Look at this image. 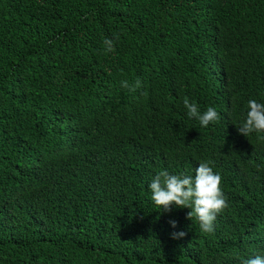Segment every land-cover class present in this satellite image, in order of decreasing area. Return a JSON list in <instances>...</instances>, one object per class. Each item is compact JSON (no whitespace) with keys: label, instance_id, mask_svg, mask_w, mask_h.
<instances>
[{"label":"trees","instance_id":"obj_1","mask_svg":"<svg viewBox=\"0 0 264 264\" xmlns=\"http://www.w3.org/2000/svg\"><path fill=\"white\" fill-rule=\"evenodd\" d=\"M185 97L219 120L202 127ZM250 99L264 0H0V264L264 257V133L238 132ZM201 162L227 199L210 234L148 188Z\"/></svg>","mask_w":264,"mask_h":264},{"label":"clouds","instance_id":"obj_2","mask_svg":"<svg viewBox=\"0 0 264 264\" xmlns=\"http://www.w3.org/2000/svg\"><path fill=\"white\" fill-rule=\"evenodd\" d=\"M106 50H114L113 41L105 39ZM122 87L135 91L141 87L139 79L135 85H129L127 81H122ZM183 105L187 110L189 118H195L202 127H208L210 123L219 120L217 111L208 107L203 113L200 112L195 102L185 97ZM246 119L240 127L239 134L247 137L252 133H264V103H259L250 99L247 103ZM221 176L215 173L210 166V162H201L195 169V175H172L166 170L160 171L148 185L151 192V199L154 204L165 212L171 211L175 205L178 208H188L187 219L195 218L199 222L200 231L212 233L214 231V221L217 215L227 207V199L221 190ZM171 227L175 229V221H169ZM186 235L185 232L171 233L172 239H180ZM243 264H264V257L256 256L243 261Z\"/></svg>","mask_w":264,"mask_h":264}]
</instances>
